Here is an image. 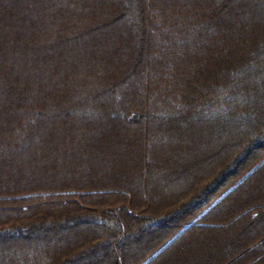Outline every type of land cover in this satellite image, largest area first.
Listing matches in <instances>:
<instances>
[{
    "label": "trees",
    "instance_id": "obj_1",
    "mask_svg": "<svg viewBox=\"0 0 264 264\" xmlns=\"http://www.w3.org/2000/svg\"><path fill=\"white\" fill-rule=\"evenodd\" d=\"M0 264H264V0H0Z\"/></svg>",
    "mask_w": 264,
    "mask_h": 264
}]
</instances>
